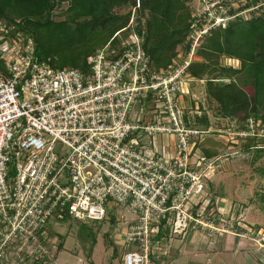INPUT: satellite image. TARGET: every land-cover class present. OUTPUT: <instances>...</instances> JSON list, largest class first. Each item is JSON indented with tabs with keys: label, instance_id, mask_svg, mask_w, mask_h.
<instances>
[{
	"label": "built area",
	"instance_id": "2783aa9c",
	"mask_svg": "<svg viewBox=\"0 0 264 264\" xmlns=\"http://www.w3.org/2000/svg\"><path fill=\"white\" fill-rule=\"evenodd\" d=\"M217 20L189 33L181 67L158 70L134 33L89 56L88 75L37 64L30 41L0 45V264H50L51 221L108 220L114 206L128 214L114 216L124 228L122 264H146L168 230L206 227L200 207L218 164L198 144L211 129L187 126L179 98L194 49ZM257 124L227 131L259 135ZM163 135L175 142L156 141Z\"/></svg>",
	"mask_w": 264,
	"mask_h": 264
},
{
	"label": "trees",
	"instance_id": "16d2710c",
	"mask_svg": "<svg viewBox=\"0 0 264 264\" xmlns=\"http://www.w3.org/2000/svg\"><path fill=\"white\" fill-rule=\"evenodd\" d=\"M259 1L248 0L233 8L227 0H218L202 14L192 15L190 0H0V45L14 39H22L21 45L30 41L32 60L37 64L55 70L77 69L88 75L89 56L105 46L116 48L134 33L141 38L150 67L158 70L178 59V46L183 58L188 55V35L213 23L214 18L207 21L210 11L214 16H227L207 28L186 67L192 79L202 81L209 106L193 102L183 110V122L213 132L230 127L240 131L253 119L258 130L264 128V11H260ZM220 9L223 12L217 13ZM247 9L248 16L239 14ZM5 70L0 59V72ZM212 118L223 124L214 126ZM244 138L243 150H252L254 159L264 153L256 134ZM201 143L200 153L214 156L217 164L222 156L229 157H216L217 150L202 148ZM11 172L9 169L8 174ZM206 187L214 194L211 180ZM66 219L71 218L64 216L59 221ZM108 235L104 234V243L115 253Z\"/></svg>",
	"mask_w": 264,
	"mask_h": 264
},
{
	"label": "rangeland",
	"instance_id": "374dc122",
	"mask_svg": "<svg viewBox=\"0 0 264 264\" xmlns=\"http://www.w3.org/2000/svg\"><path fill=\"white\" fill-rule=\"evenodd\" d=\"M246 1L248 0H227L228 5L233 8L243 6ZM217 2L218 0H190L191 13L192 15L202 14ZM258 4H262L260 11H264V3H261L260 0ZM222 10L224 9H220L217 13L223 12ZM248 10L250 9L243 10L239 14L246 17L248 16ZM226 17L214 16L210 11L207 21L211 18H222V20H225ZM55 19H59V17H55ZM217 22L220 21L217 20ZM206 27L204 25L202 28ZM128 38L129 36L125 39ZM176 52L178 53V59L176 58L173 63L178 64H175V66L181 67L188 58L187 56L183 58L181 46L176 48ZM192 59H194L193 56ZM227 63L231 62L227 61ZM183 74H187L185 70ZM185 81L183 93H181L182 95L179 98L180 108L183 110L189 109L193 102H201L205 107H208L209 103L203 92L204 85L202 81L194 80L190 76ZM148 109H152V105H149ZM211 120L216 127L223 124V121L221 124V122L217 123L213 118ZM222 130L224 129L218 128L215 132L211 131L208 135L203 136L201 141L202 148L208 147L217 150L218 156L216 157H221V154H229V157L222 156L219 159L218 170L211 177L212 190L215 196L213 193H209L210 198H204L208 205L200 207L201 212L204 213L200 220L206 224V227H199V225L195 224L179 234L169 233L168 230L166 236L163 237V244L160 245L161 249L158 250L162 257L170 252L180 253L181 245L178 242L184 238H192V240L197 242L198 239L199 241L208 240L209 237L218 235L220 237L235 235L236 238L252 241L257 245V240L261 236L259 232L262 230L264 232V229H260V231L256 229L257 226L264 227V153L254 159L252 150H243L242 144L246 143V139L238 135L231 136L230 132L237 129L230 127V132ZM258 134L257 145H262L264 144V132ZM166 139L167 136L165 135L159 138L156 136V141ZM168 140L175 142V137L170 136ZM157 145L159 146V144ZM212 158L215 157L212 156ZM207 206L209 207L207 208ZM117 213L128 216L122 207L107 208L109 217H113ZM116 221L118 224L107 219L101 221L87 220L83 222L85 225L75 219L51 221L46 227L49 238L51 239L54 234L57 235L59 233L65 239L63 248H59V252L56 254V264H90V262L93 264H109L111 252L104 246L103 239L106 232H110L114 236L116 232L122 230V220L117 219ZM207 224L210 228L207 227ZM187 241L189 242V240ZM55 242L58 247V241L56 240ZM90 246L92 248L91 258L87 259ZM261 248H264V246ZM115 260L111 261L112 264H119L117 258Z\"/></svg>",
	"mask_w": 264,
	"mask_h": 264
},
{
	"label": "crops",
	"instance_id": "0c3cea01",
	"mask_svg": "<svg viewBox=\"0 0 264 264\" xmlns=\"http://www.w3.org/2000/svg\"><path fill=\"white\" fill-rule=\"evenodd\" d=\"M166 141L169 142L168 138ZM112 218L114 219V216ZM82 225H85V223L82 222ZM123 229L124 228H122V230ZM256 229H264V227L257 226ZM106 233H109L108 236L115 245V253H113L112 247L106 246L103 239L104 246L107 247L111 252L109 264H112L111 261L115 260L116 258L118 263L122 264L121 257L124 249H126L127 246L122 243L120 232H116L114 236H112L110 232ZM56 240L58 241V247L55 242ZM187 240H189V242ZM51 241L54 243L55 247L52 258L53 260L50 264H56V254L59 252V248H63L65 239H63L62 235L58 233L57 235H53ZM178 244L181 245L180 253L170 252L163 257L160 254L154 253L149 256L146 264H264V248L258 247L252 241L236 238L235 235H225L224 237H220V235H218L209 237L208 240L205 239L199 241L198 239L197 242L192 240V238H184L181 241L179 240ZM120 251H122V253H120ZM91 253L92 248L90 246L87 259L91 258ZM90 264L93 263L90 262Z\"/></svg>",
	"mask_w": 264,
	"mask_h": 264
}]
</instances>
